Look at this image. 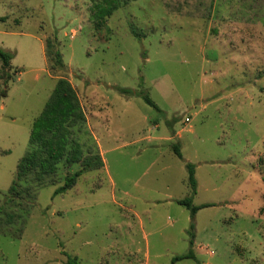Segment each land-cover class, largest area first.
Returning <instances> with one entry per match:
<instances>
[{
  "label": "rangeland",
  "instance_id": "1",
  "mask_svg": "<svg viewBox=\"0 0 264 264\" xmlns=\"http://www.w3.org/2000/svg\"><path fill=\"white\" fill-rule=\"evenodd\" d=\"M93 3L0 0V45L15 52L0 77V264H264V0H131L101 25ZM60 77L104 166L56 193L80 167L60 164L8 203ZM189 195L207 204L194 219L178 202Z\"/></svg>",
  "mask_w": 264,
  "mask_h": 264
},
{
  "label": "trees",
  "instance_id": "2",
  "mask_svg": "<svg viewBox=\"0 0 264 264\" xmlns=\"http://www.w3.org/2000/svg\"><path fill=\"white\" fill-rule=\"evenodd\" d=\"M129 1L131 0H94L91 19L97 25L104 24L107 17ZM132 30L139 35L134 27H132ZM50 44L51 42L48 41V45ZM54 55L57 62L61 63L60 51L57 50ZM14 57L15 52L13 50L0 45V62L3 71L0 77L4 79L5 84L13 77L10 68L13 66L12 60ZM117 89L128 95L143 94V92L128 87L119 86ZM6 96L7 88L4 87L0 91V99ZM143 97L148 103L158 108L149 95L143 94ZM86 118L77 90L69 79L60 77L43 110L34 120L30 134L29 149L18 164L16 178L6 197L8 203L19 205L23 203L20 201L25 197L33 199L31 192L34 186H44L50 182V179L53 178L54 180L60 169V164L70 166L79 164L80 167L64 177L63 184L57 188L56 193H63L72 188L79 176L85 171L104 166V159L98 149V145L87 143L91 140V136L86 128ZM80 136L81 138H84V136L89 137L87 141L82 142ZM174 149L182 157L180 145L175 144ZM186 165L189 172V184L192 192L195 193L197 189L195 165L192 162H186ZM18 199L19 202L17 201ZM178 202L190 209L192 219H194L201 207L207 206V204L195 205L192 195L181 198ZM28 205L26 202L27 208L25 206L21 209V217L29 212ZM3 212L5 210L0 206V214ZM6 214L9 215L7 220L13 223L12 214L10 212H6ZM189 232L194 237L193 222ZM193 244L194 240L192 238L191 245L193 246ZM189 257H194L192 249L185 254L175 256L173 261ZM68 263L76 264L75 258L69 257Z\"/></svg>",
  "mask_w": 264,
  "mask_h": 264
}]
</instances>
